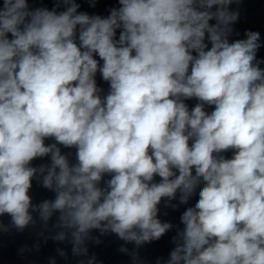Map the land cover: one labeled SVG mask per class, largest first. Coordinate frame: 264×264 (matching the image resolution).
I'll use <instances>...</instances> for the list:
<instances>
[{
	"label": "clouds",
	"instance_id": "obj_1",
	"mask_svg": "<svg viewBox=\"0 0 264 264\" xmlns=\"http://www.w3.org/2000/svg\"><path fill=\"white\" fill-rule=\"evenodd\" d=\"M233 3L118 0L102 17L76 0L52 10L3 0L0 217L11 222L0 231H24L34 213L47 229L58 213L51 238L71 243L74 256L100 243L94 230L138 249L173 228L158 218L162 200L175 208L179 193L187 204L199 187L163 264H264V61L259 32L230 41ZM58 145L76 150L75 163ZM43 157L50 164L32 166ZM34 179L54 199L34 204Z\"/></svg>",
	"mask_w": 264,
	"mask_h": 264
}]
</instances>
